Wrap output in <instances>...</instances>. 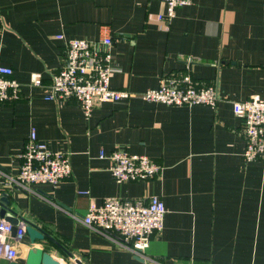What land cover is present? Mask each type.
Returning a JSON list of instances; mask_svg holds the SVG:
<instances>
[{"label":"crops","instance_id":"1","mask_svg":"<svg viewBox=\"0 0 264 264\" xmlns=\"http://www.w3.org/2000/svg\"><path fill=\"white\" fill-rule=\"evenodd\" d=\"M159 15L158 0H0V66L20 84L19 100L0 102V195L81 264H147L82 220L92 202L150 195L166 210L145 250L157 264H264V163L243 159V124L232 112L235 101L264 97V0H194L167 25ZM69 39L109 51L114 89H154L190 60L195 81L217 84V107L132 99L98 102L86 116L74 101H46ZM31 131L69 158L70 175L55 188L8 185ZM116 150L147 156L159 175L116 183L99 157ZM32 246L24 232L15 262ZM34 246L76 264L48 241Z\"/></svg>","mask_w":264,"mask_h":264},{"label":"built area","instance_id":"2","mask_svg":"<svg viewBox=\"0 0 264 264\" xmlns=\"http://www.w3.org/2000/svg\"><path fill=\"white\" fill-rule=\"evenodd\" d=\"M165 6V15L158 20L167 25L178 8L193 4L194 0H158ZM58 38H61L58 36ZM106 48L112 45L108 37L100 42ZM110 60L108 50H99L95 43L83 39L66 41L65 65L52 76L46 101H74L88 116L98 102H117L140 99L148 103L167 106L202 105L215 109L219 101L215 82L200 83L189 72L192 62L187 61L185 71L170 73L159 79L158 86L142 92L114 89L110 85ZM34 85L40 83L38 74L31 77ZM20 98V84L13 78L12 69L0 66V102H14ZM233 114L242 121L245 148L242 157L246 162L264 163V97L252 96L232 103ZM100 158L109 160V173L116 183L142 182L159 175L161 166L145 155L124 150L113 151ZM21 164L10 182L29 190L31 185H48L55 188L70 175L68 156L52 152L37 140L34 131L29 133L22 153ZM165 206L155 195L112 197L99 205L91 203L83 224L95 232L115 238L136 257L147 264H157L145 256L151 236L163 228ZM12 235L13 226L0 215V257L7 262L18 257L17 245L25 232L20 222Z\"/></svg>","mask_w":264,"mask_h":264},{"label":"water","instance_id":"3","mask_svg":"<svg viewBox=\"0 0 264 264\" xmlns=\"http://www.w3.org/2000/svg\"><path fill=\"white\" fill-rule=\"evenodd\" d=\"M9 197L7 192H2L0 195V215L5 216V219L12 224V235L16 232V226L19 222L25 224V233L29 238V242L33 245L26 254L25 261L22 264H59L57 260L46 250L45 247L34 246L36 242L43 243L44 241L50 242L52 245L57 247L66 257L74 261L76 264L81 262L75 257L73 253L62 247L52 236L47 234L43 229L37 226L35 223L19 216L10 207ZM9 264H19L15 261Z\"/></svg>","mask_w":264,"mask_h":264}]
</instances>
